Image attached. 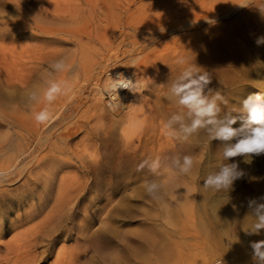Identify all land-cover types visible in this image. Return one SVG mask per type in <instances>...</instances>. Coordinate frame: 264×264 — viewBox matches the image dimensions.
Wrapping results in <instances>:
<instances>
[{
  "label": "rangeland",
  "instance_id": "374dc122",
  "mask_svg": "<svg viewBox=\"0 0 264 264\" xmlns=\"http://www.w3.org/2000/svg\"><path fill=\"white\" fill-rule=\"evenodd\" d=\"M41 1L48 7L41 9ZM48 1L0 0V62L5 65L0 66V137L8 139L0 165L24 167L6 185L10 189L31 177L88 179V195L103 208L92 214L82 211L91 203L86 199L80 210L84 218L78 217L76 226L88 225L89 231L63 232L55 252L37 264L54 263L62 244L77 253L86 238L94 248L84 255L94 257L91 262L88 258L89 264H255L250 242L264 240V230L248 235L244 229L255 219L248 200L264 196V154L253 155L250 163L244 157L224 161L223 142L210 138L211 125L185 140L183 127L195 117L171 89L183 70L196 64L212 79V91L206 88L204 94L211 99L219 91L227 101H217V119L237 118L234 127H239L247 117L243 100L254 93L264 95V44L255 42L264 37V0H54L55 7ZM50 10L56 17L65 13L61 18L66 21L43 22L42 14ZM61 58L67 69L58 73L50 64ZM180 59L185 63L178 64ZM117 73L137 87L133 92L119 90L120 100L109 107L104 85ZM6 77L28 84L7 86ZM53 79L64 82L61 87L68 91L49 104L43 92L46 80ZM30 90L38 91V101L28 98ZM44 108L51 118L39 124L35 113ZM175 116L181 119L174 121ZM185 155L194 158V166L183 175L174 160L182 162ZM142 161L144 169L137 171ZM153 162L159 165L155 172L150 170ZM227 163H237L243 177L228 191L205 188L207 175ZM98 180L100 186L95 185ZM146 181L161 186L157 195L164 204L146 193ZM112 196L114 202L106 206ZM117 205H133L134 215L117 219ZM23 210L6 214L8 221ZM124 223L134 228L137 238L131 254L124 251L118 262L111 256L115 235L108 231ZM11 233L2 240H9Z\"/></svg>",
  "mask_w": 264,
  "mask_h": 264
},
{
  "label": "bare ground",
  "instance_id": "6f19581e",
  "mask_svg": "<svg viewBox=\"0 0 264 264\" xmlns=\"http://www.w3.org/2000/svg\"><path fill=\"white\" fill-rule=\"evenodd\" d=\"M34 1H36V0H34ZM49 1H54V0H49ZM56 1H54V7L56 6L55 5ZM41 2H42V4L44 3L43 4L44 6H42V8L40 7L41 9L45 8L46 6L48 7V5H45L44 1H41ZM61 2L63 3V1L60 0L59 3H61ZM47 4L50 5V3H47ZM25 7H27V6H25ZM25 7H24V9H25ZM50 8L54 9L53 6H50ZM62 8H63V6H62ZM62 8H61V10H62ZM27 9H29V8H27ZM30 9L33 10L34 7H31ZM56 9L52 10V11L56 12ZM44 10L48 11L47 9H44ZM64 10H66V9H64ZM77 10H78V6H77ZM77 10H76V12H77ZM55 12H52V13L46 12V15H43L44 13L42 12L43 13L42 16H43V18H45L43 22H45V20H47V19L48 20H52V19L55 20L56 19V21H57V20L62 19L64 17V15H66L64 13L63 15L60 14L61 16L56 17ZM58 12H60V10H58L57 13ZM72 12L75 13L73 10H72ZM33 13H35V12L33 11ZM33 13H32V15H33ZM79 13H81V12H79ZM79 13H78V15H79ZM32 15H31V17H34ZM42 16H41V18H42ZM71 18H73V17H71ZM73 19H69V20H71L70 21L71 23L73 22ZM35 20L37 21L36 18H35ZM63 20L66 21L65 19H62V21ZM38 21H42V19H39ZM48 22H49V25L53 23L51 21H48ZM35 23L37 24V22H35ZM71 23H70V25H72ZM38 24H40V22ZM45 24H43L42 26H44ZM59 24L63 25L60 22H59ZM49 25H45V26H48L47 28H49ZM61 25H59V26H61ZM39 26H38V28H39ZM55 26H58V25L56 24ZM50 27H52V25H50ZM56 28H57V30H60V29H58V27H56ZM61 28H63V26H61ZM42 30H44V29L42 28ZM38 48L39 47H37V49ZM44 50H48V49H44ZM59 51H61V50H59ZM49 53H50V51H49ZM85 53H87V52H85ZM29 58L30 57H28L27 59H29ZM33 64H31V65L33 66ZM0 66H2V68L5 67V65L3 67V62L2 63L0 62ZM20 69H22V68H20ZM24 71H26V70H24ZM19 75L22 76L21 74H19ZM25 76L24 75L22 76V78L24 80H26L24 78ZM85 77H86V75H85ZM11 79L6 77V81H4V82H6L5 84L7 86L16 87L18 84H20L21 86H23L24 84H28V83H26L28 81L25 82V81H23V79L22 80H16V82H18V83L11 81ZM7 141H8V139L0 137V153H2V151L5 149V144L7 143ZM40 141H41V139H40ZM85 143H87V142H85ZM9 159H11V158H9ZM17 163H15V165ZM5 164H7V163H5ZM9 164H11V163L9 162ZM1 165H0V264H37L39 262L46 261L55 252L57 243L59 242L58 237L63 232L69 233L68 235H70V233L72 234V231H77V233L79 235H84L89 231L88 225H87V227H85L81 223L82 226H80V225H79L80 227L76 226V221H77L78 217L84 218L81 216L82 213H80V210L82 209V205H84L86 199H89L91 201V203L89 204V206L87 208H84V210H82V211L86 212L88 210V211H91V214H92L96 211V209L99 210V209L103 208L101 206L100 202L97 203L95 201L97 204H95L93 202V200L95 199V196L88 195V193H90L88 191V189L92 188V186L90 185L91 183L89 182L88 179H86V180H83V179H81V180L80 179L79 180L73 179L72 180L71 179L69 181V180H66L65 177H62L57 181L55 177L47 178L48 177L47 176L45 179H42V180L40 179L41 181H38V179L32 180L31 179L32 177H31L30 178L31 180L30 179H24L20 183L19 186L15 187L13 189H10V188H7L6 185L11 183L12 181H14V179L18 175L21 174L24 167L23 166L20 167L19 165H16V166L14 165L15 168L11 169V166H9L8 168L5 169V168H2ZM36 178L33 177V179H36ZM100 183L101 182L98 180L97 182H95V185L100 186ZM40 188H41V190H40ZM20 189H21V191H20ZM54 189H56V190L54 191ZM39 190L41 193L40 192L37 193ZM114 200H115L114 196L107 198L106 199L107 203H105V205L106 206L110 205V203L111 202L113 203ZM146 200H147V198H146ZM159 201L163 202L160 204L165 203V201H163V199H161ZM146 202H148V201H146ZM119 204L122 205L121 202ZM86 205H88V204H86ZM128 205H130V204H128ZM122 206L124 207V205H122ZM132 206H129L128 208L125 209V208L117 205L116 213H115L116 218L122 219L123 221L130 219L134 215V214H132L133 213L132 212L133 210L131 208ZM22 208L24 210L21 213L18 212L17 215L13 219H10L8 221V217H7L8 215L6 216V214L10 215V213H12L13 210L18 211V210H21ZM113 209H114V207H113ZM110 211H112V210H110ZM125 218H127V219H125ZM92 219H93V217L87 218V220H89L90 222ZM104 223H107V222H104ZM68 225H70V226H68ZM102 225L103 224H101L100 227H102ZM109 225H111V224H109ZM101 229L102 228H100V230ZM107 229H105V230H107ZM111 229L112 230L108 231V233H113L115 235L114 240L116 241L115 246L111 250L112 251L111 256L114 255L115 259L118 258L117 261L120 262L121 261L120 258H121V256H123L122 254L124 253V251H125V253H126V251H128L127 253L131 254V250H129V249L133 247L132 246L133 242L136 240L137 237L134 233V228L130 227V225L126 224V223L119 224L118 226H113ZM10 233L12 234V236L9 240H7V239H6V241L2 240ZM113 234H109V235H113ZM100 236L104 237V234H102ZM106 237H108V236H106ZM100 238L101 237H99V239ZM86 239H84V241L81 244L77 245L76 250L77 249L79 250L77 253L68 252L66 250V245L62 244V246H60L58 251H57V255H56L55 260H53L54 263H52V264H89L87 261H89L90 257H84V255L86 253H90V249H94V248H91L92 243L90 242L91 244H89L90 240L87 239L88 240L87 241ZM106 239H108V238H105L104 240H106ZM94 242L97 243L98 241L97 242L94 241ZM97 245L100 246L101 244L99 243ZM98 250H100V249L98 248ZM101 251H99V252H101ZM95 253H96V251H95ZM102 253H103V251H102ZM132 253H134V252H132ZM105 254L107 255L108 252H105ZM101 255L102 254H100V256ZM111 256H110V258H111ZM92 258H94V257H91L90 262H91V260H93ZM119 259H120V261H119ZM112 260H114V259H112ZM124 260H122V261H124ZM128 260H129V257L127 258V261ZM122 263H119V264H122ZM115 264H117V263H115Z\"/></svg>",
  "mask_w": 264,
  "mask_h": 264
},
{
  "label": "clouds",
  "instance_id": "9594fccd",
  "mask_svg": "<svg viewBox=\"0 0 264 264\" xmlns=\"http://www.w3.org/2000/svg\"><path fill=\"white\" fill-rule=\"evenodd\" d=\"M246 7V5H240ZM257 45L264 44V37H259L255 41ZM178 64H184L185 61L180 59ZM50 67L56 72H63L67 69L65 59H58L50 64ZM48 87L43 92V99L49 104L60 94H66L68 90L61 87V83L55 80H46ZM212 83L207 72H202L196 64L187 66L179 80L173 84L172 92L179 97V103L186 106L190 113L194 115V119L188 126L183 127V131L188 136L198 132L201 128L209 125L210 138L223 142L222 158L228 161L230 158L244 157L246 162H251L253 155L259 156L264 154V95L261 93L250 94L243 100V109L247 113L246 118H241L240 126L237 124V118L227 117L224 120H218L217 114L220 111L217 101L227 103L224 96L219 91L209 99L204 93L205 89ZM137 84L131 78L125 77L123 73H117L115 77L108 76L104 91L107 93L111 101L120 100L119 90L125 89L133 92ZM211 92L212 89L208 88ZM28 98L32 101H38V94L35 90H30ZM109 107H113L110 103ZM35 120L39 124L46 123L51 118V113L47 108L35 113ZM179 116L173 117L174 121H178ZM171 121L167 127H171ZM169 135L172 133L169 132ZM235 141V142H233ZM174 163L178 166L179 173L189 174L194 166V158L185 155L181 159L175 158ZM145 162L142 161L137 165V171L144 169ZM158 162H153L150 170L155 172L158 168ZM244 172L239 169L237 163L221 164L217 171L211 172L204 180V187L217 191H228L233 187L236 180L242 178ZM146 193L152 199H159L157 193L161 186L155 181H146L144 185ZM235 207V206H234ZM248 207L254 216L252 225L244 229L248 235H260L264 230V196L258 198H250ZM252 257L255 264H264V240L250 242Z\"/></svg>",
  "mask_w": 264,
  "mask_h": 264
},
{
  "label": "built area",
  "instance_id": "2783aa9c",
  "mask_svg": "<svg viewBox=\"0 0 264 264\" xmlns=\"http://www.w3.org/2000/svg\"><path fill=\"white\" fill-rule=\"evenodd\" d=\"M108 96V95H107ZM117 101V100H116ZM111 102L114 103V101H111L110 98L108 97V104H110ZM214 264H225L222 260H216L214 262Z\"/></svg>",
  "mask_w": 264,
  "mask_h": 264
}]
</instances>
